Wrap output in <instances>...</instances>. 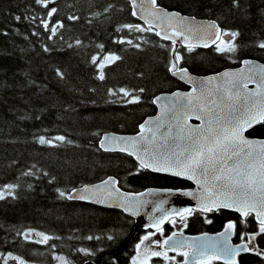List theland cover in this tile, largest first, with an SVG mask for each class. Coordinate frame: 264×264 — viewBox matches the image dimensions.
<instances>
[{
	"label": "trees",
	"instance_id": "trees-1",
	"mask_svg": "<svg viewBox=\"0 0 264 264\" xmlns=\"http://www.w3.org/2000/svg\"><path fill=\"white\" fill-rule=\"evenodd\" d=\"M157 4L239 31L235 58L241 54L264 61V49L258 46L264 42V0H241L240 9L232 6V0H157ZM52 7L57 12L48 17ZM42 21L49 29L56 27V34L46 30ZM125 24L146 28L132 15L128 0H52L48 8L34 0H0V188L16 186L14 196L0 200V254L12 253L40 264H53V256H64L77 264L90 256L78 251L81 248L105 256L129 239L130 216L115 208L61 198L58 189L67 192L110 175L128 191L191 185L181 178L138 170L127 154L97 146L103 132H136L143 118L155 111L153 97L179 85L167 71L168 42L153 30L133 31L122 28ZM109 54L120 59L107 64L105 79L99 80L92 57ZM190 58L202 62L198 72L203 73L226 62L211 48ZM120 88L139 95L140 101L126 103ZM249 134L264 136V126ZM59 135L72 143L55 141ZM39 136L53 139V145L39 144ZM201 218L189 217L185 233L210 231L225 219L203 224ZM171 228L164 232H173ZM29 230L53 239L48 245L32 243L23 235ZM138 232L125 247L128 255ZM111 233H120V240L103 238ZM88 236L101 239L88 240Z\"/></svg>",
	"mask_w": 264,
	"mask_h": 264
},
{
	"label": "snow or ice",
	"instance_id": "snow-or-ice-1",
	"mask_svg": "<svg viewBox=\"0 0 264 264\" xmlns=\"http://www.w3.org/2000/svg\"><path fill=\"white\" fill-rule=\"evenodd\" d=\"M34 2L48 8L52 0ZM131 4L132 15L136 16L139 9L140 18L148 27L125 24L122 28L145 32L151 31L153 24L160 27L162 31H157L156 36L171 40L173 45V60L168 71L191 84L192 90L173 93L169 103L160 105V115L139 126L138 136L104 135L99 147L105 152H123L135 157L138 170L168 172L172 176L192 181L196 185L195 191L172 193L169 190V194L192 197L196 204L194 207L165 210L162 205L167 203L166 200L140 199L144 196H156L158 193L151 190L135 196L122 193L116 187L118 181L114 177H108L100 184L74 188L67 193L58 189L59 196L70 201H90L121 208L132 217L140 215L142 208L152 204V212H159L161 215H149L150 223L147 227L155 231L146 233L135 245L136 255L131 258V264H149L153 257H163L165 262L176 261L177 256L183 257V260L176 264H240L237 258L242 253L255 254L264 261V248L256 243L258 238L264 240V139H252L246 135L256 126H264V64L245 60V67L238 71H225L205 79H196L186 68L179 66L183 57L175 47L177 38H182L188 52L199 46L209 47L211 43L216 45L218 53L234 54L239 47L235 41L240 32L224 30L215 21L196 23L195 18L184 17L177 12H165L157 6V0H139V3L131 0ZM232 6L240 9L241 0H232ZM56 12L57 9L52 7L47 16L52 17ZM15 19L19 21L21 17L16 16ZM32 19L35 20V17ZM68 19L75 20L78 17L69 16ZM42 23L46 30L56 34V27L49 29L46 21ZM59 27L63 25L60 24ZM217 41L220 43L217 44ZM76 44L79 45L80 41H76ZM258 46L264 49V42ZM45 51L48 49L45 48ZM119 59V56L113 54L105 55L102 59L93 56L92 63L99 70L97 78L104 80L103 69ZM57 75L63 78L64 74L58 70ZM250 84L255 87L250 88ZM109 91L111 95L118 94ZM118 91L128 98L126 103L140 101V96L132 91L124 88ZM139 91L143 92L144 89ZM159 100L160 97H156L153 103ZM193 118L199 123H189ZM54 140L72 143L62 135L56 136ZM38 143L53 145V139L39 136ZM26 174L31 175L30 172ZM15 187L9 184L0 188V200H4L6 196H14ZM221 210L237 213L239 219L229 220L224 231L216 236H209L207 233L195 237L184 236L183 228L188 227L186 221L189 217ZM173 217H178L179 221ZM249 218L256 224L255 230L251 232L247 231L251 223ZM166 222L173 226L179 222L183 227L162 241L153 240L152 237L157 233L164 236L163 225ZM205 222L212 221L205 216ZM30 233L31 230L23 234L25 239L29 238ZM35 235L40 237L36 241L39 244L48 245L53 239L42 232H36ZM233 236H238L240 243L233 244ZM103 238L115 243L120 240V233L107 234ZM87 239L99 240L101 237L88 236ZM153 245L161 250H155ZM78 251L85 255L95 254L84 248ZM168 252H174L175 255L169 256ZM0 258L3 259V264H8L9 260L26 264L22 257L12 253H7L6 256L0 254ZM53 259L62 264H70L64 256H53Z\"/></svg>",
	"mask_w": 264,
	"mask_h": 264
},
{
	"label": "water",
	"instance_id": "water-1",
	"mask_svg": "<svg viewBox=\"0 0 264 264\" xmlns=\"http://www.w3.org/2000/svg\"><path fill=\"white\" fill-rule=\"evenodd\" d=\"M129 1V4H130V9H131V13L133 11V7H132V4H131V0H128ZM137 2L139 3V0H137ZM157 6L159 8H162L165 12H169V13H172V12H177L179 13L181 16H184V17H188V18H195V22L196 23H210L212 21H215L213 19H208V18H198L194 15H188V14H185V13H182L178 10H175V9H168L166 7H163L159 4H157ZM140 11L139 9H137V15L134 16L138 21H140L141 23H143L146 27H148L147 24H145L144 20H142L140 18ZM217 24L218 22L215 21ZM158 23V22H157ZM219 25V24H218ZM220 26V25H219ZM220 28H222L220 26ZM152 30H154V32L156 33L157 31H162V29L160 27H158L156 24H153V27H152ZM163 34V33H162ZM161 39V37H159ZM226 39V38H225ZM165 41H169L171 42V40H165ZM218 42V41H217ZM216 42V43H217ZM172 43V42H171ZM182 46V47H186L184 45V43L182 42V38H177V43H176V50L178 51V48ZM212 46H215V44H211L210 43V46L209 47H203V46H199V47H196V48H210ZM172 48H173V45L170 49V59H171V63H172V60H173V53H172ZM245 60H250L256 64H263L257 60H253V59H243L242 62H241V65L238 67V68H226V69H223V70H220V71H217V72H213V73H209V74H203V75H200V74H194V73H191L187 68L189 74L193 77H195L196 79H205V78H208V77H211V76H214V75H218L220 73H223L225 71H238L239 69L245 67V65L243 64V61ZM170 63V64H171ZM170 66V65H169ZM182 68H185V67H182ZM171 75L172 73L169 72ZM173 76V75H172ZM176 79H178L180 82L186 84L187 86H189V88L187 90H181V89H174V90H171V91H166V92H161V93H158L157 95H155L152 99V102L153 100L156 98V97H160V100L157 102V103H153L154 106H155V113L152 114V115H149V116H146L143 118V120L139 123L138 125V128H137V131L136 132H133V133H120V132H115V131H107V132H103L98 140H97V146L99 147V142L100 140L103 138L104 135H108V136H123V137H135V136H138L139 132H140V128L139 126L141 124H143L145 121L149 120V119H154L156 116L160 115L161 114V108H160V105L161 104H167L169 103V101L172 99V96H173V93H177V92H180V93H187V92H190L192 90V85L187 83L185 80H181L179 79L178 76H174ZM250 88L251 87H255V85H249ZM189 123H193V124H197L199 123V121L195 120L194 118L192 120L189 121ZM247 135V134H246ZM252 139H264V138H253V137H250ZM100 148V147H99ZM103 151V149H101ZM126 154V153H125ZM136 163V159L135 157H132L130 156ZM138 164V163H137ZM147 170H150V169H147ZM151 171V170H150ZM153 172V171H152ZM155 173H159V174H165V175H169V176H172L170 175L168 172H155ZM108 177H114L117 181H119L115 176L113 175H110V176H107L99 181H95V182H91V183H85V184H82L80 186H76L74 188H81L83 187L84 185H96V184H100L103 180L107 179ZM174 177H177V178H181V179H184L182 177H178V176H174ZM186 180V179H185ZM191 183V186L189 187H186V188H171V187H155V186H151V187H146L142 190H138V191H128V190H124L122 189L119 184L117 183L116 187H118L120 189V191L122 193H125V194H132L133 196H135L136 194H139V193H148L150 190L151 191H154L156 193H158V195L156 196H144V197H140V199H144V200H150V201H155V200H158V199H163V200H166L167 203L163 204L162 207L165 209V210H171V209H180V208H184V207H194L195 204H196V201L192 199V197H189V196H183V195H179V194H174V195H170L169 194V190H171L172 193H178V192H182V191H195L196 190V185L190 181V180H187ZM72 188V189H74ZM70 189V190H72ZM68 190V191H70ZM67 191V192H68ZM66 192V193H67ZM76 201H80V200H76ZM82 202H87V203H92L90 201H82ZM92 204H95V205H99V206H103V207H109L108 205L106 204H96V203H92ZM109 208H115V209H118L120 211H122L123 213H125L126 215L130 216L128 213L124 212L123 209L121 208H116V207H109ZM152 214V215H155V216H159L161 215V213L157 212V213H153L152 212V204H148L146 207L142 208L141 209V212H140V215L138 216H135V217H132V221H133V232L131 234V236L129 237V239L122 245V246H119V247H116L115 249H112L110 251H108L107 253L108 254H111L113 253L115 250H121L123 249L124 247H126L129 243V240L131 237H133L138 231H153L155 229L153 228H149L147 227L150 223L149 221V215ZM173 218H178V217H173ZM167 223V222H166ZM163 226H165V224ZM203 233L201 234H195V235H184L186 237H195V236H201ZM218 233L216 234H208L209 236H216ZM84 264H93L92 262L88 261V262H85Z\"/></svg>",
	"mask_w": 264,
	"mask_h": 264
},
{
	"label": "flooded vegetation",
	"instance_id": "flooded-vegetation-1",
	"mask_svg": "<svg viewBox=\"0 0 264 264\" xmlns=\"http://www.w3.org/2000/svg\"><path fill=\"white\" fill-rule=\"evenodd\" d=\"M220 42V41H219ZM218 42V43H219ZM172 46V43H168V54H169V59H170V48ZM216 46L210 47L211 50L213 51V54H216L220 57H222L226 62H223V65L216 71L213 72H217L226 68H238L241 65V62L243 59H253V60H257L261 63L264 64V61L260 58H255V57H249V56H244V55H239L235 58V55L237 53L234 54H221L218 53L215 50ZM209 49V48H207ZM205 48H194L193 51L188 52L186 47H179L178 48V52L179 54L183 57V59L179 62V66L180 67H185L187 68L191 73L194 74H209V73H203V72H198L201 71L200 64L202 63L200 60H193L190 58V56H192L193 54L202 51V50H207ZM171 63V60H169V63L167 65V71L169 68V65ZM198 68V70L196 71V69ZM212 73V72H210ZM168 74L176 79L174 76H172L169 71ZM177 80V79H176ZM179 85L176 89H181V90H187L189 88V86H187L186 84L180 82L179 80H177ZM174 90V89H172ZM171 91V90H170ZM155 113V111H154ZM249 137H253V138H264V136H257V135H251L248 133H246ZM205 216L207 217L208 220H211L213 222V219L215 220L216 218L219 217H224L225 219L222 220V222L217 225L214 229L207 231V232H201V233H207V234H216V233H220L222 231H224V227L225 225L229 222V220H238L239 216L237 213H235V215H233V212H231L230 210H221L219 212H213V213H206L204 215H202L201 221L203 224H211V223H206L205 222ZM179 219V218H178ZM189 219V218H188ZM186 221V223L189 225V221ZM251 223L249 228L247 229V231L251 232L253 230H255L256 224L254 220H251V218H249ZM186 229V228H185ZM142 234V232H139L137 234L136 239L133 241V243L137 240V238L139 237V235ZM198 234V233H196ZM232 243L233 244H238L240 243L239 237L238 236H233L232 238ZM257 245L261 248H264V240H261L258 238V240L256 241ZM94 253V252H93ZM171 254V256H174L175 253L174 252H169ZM127 250L125 249V247L121 250H115L113 253L111 254H105V256L98 255V254H94V255H90L89 257H85L82 260H80L77 264H84L85 262H92L93 264H107V261L112 262L113 264H116L117 262H120L121 264H128V260H127ZM111 257V258H109ZM240 262V264H264V261H262L259 257H257L255 254L252 253H242L238 258H237ZM183 257H176V261L173 264H176V262L178 261H182ZM30 262V260L28 261ZM162 264V260L160 257H158L153 264ZM164 263V261H163Z\"/></svg>",
	"mask_w": 264,
	"mask_h": 264
},
{
	"label": "rangeland",
	"instance_id": "rangeland-1",
	"mask_svg": "<svg viewBox=\"0 0 264 264\" xmlns=\"http://www.w3.org/2000/svg\"><path fill=\"white\" fill-rule=\"evenodd\" d=\"M219 42V41H218ZM220 43V42H219ZM219 43H217V44H219ZM221 46H223V45H221ZM177 219V221H179V219L178 218H176ZM172 226V228H171V230L173 231V232H179L180 230H181V228L183 227L182 226V224L181 223H177L175 226H173L171 223H166L165 224V227H168V226ZM164 227V228H165ZM29 231H27L26 233H28ZM36 232H38V231H34V230H31V233H30V236H29V238L27 239V240H29V241H31L32 243H36V241L37 240H39L40 239V237H37L36 235H35V233ZM148 232H153V231H145V232H143L142 234H140L139 235V237L137 238V240L134 242V243H132V245H131V247H130V249H131V251H130V253H129V255H128V258H127V260H128V262H129V264H131V258L134 256V255H136V250H135V245L140 241V239H141V237H143L146 233H148ZM173 232H171V231H165L164 232V236H161L159 233H157L154 237H152V239L153 240H163L164 238H166L167 236H169V235H171ZM183 232H184V228H183ZM43 245V244H42ZM153 247L155 248V250H157V251H160L161 249L158 247V246H155V245H153ZM128 254V253H127ZM4 256H6L7 255V253H5V254H3ZM13 255H16V254H13ZM168 255L169 256H171V254L168 252ZM18 256V255H17ZM23 258V257H22ZM158 257H153L152 259H151V261L149 262V264H153L154 263V261L157 259ZM161 258V260H162V264H173L175 261H167V262H165L164 260H163V257H160ZM25 261H26V264H40L39 262H37V261H34V260H30V262H28L29 260H27V259H25V258H23ZM163 261H164V263H163ZM0 264H3V259L2 258H0ZM8 264H17V262L16 261H12V260H9L8 261ZM53 264H62V262L61 261H58V260H55L54 262H53Z\"/></svg>",
	"mask_w": 264,
	"mask_h": 264
}]
</instances>
